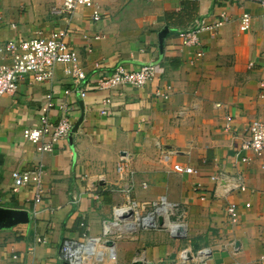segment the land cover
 Listing matches in <instances>:
<instances>
[{"label":"crops","instance_id":"obj_1","mask_svg":"<svg viewBox=\"0 0 264 264\" xmlns=\"http://www.w3.org/2000/svg\"><path fill=\"white\" fill-rule=\"evenodd\" d=\"M61 4L0 0V41L66 29V41L86 72L78 84L86 88L83 98L76 91L64 93L74 84L64 64L56 65L52 81H35L27 74L15 92L0 97V206L24 215L15 225H0V264H63L59 248L64 237H77L86 226L98 235L102 219L122 199L116 190L121 156L134 171L139 199L166 194L186 205L187 233L173 238L164 229L142 230L136 239L119 241V264H130L141 248L148 264H181V248L206 244L213 250L210 264H257L264 256V151L259 156L250 153L248 162L233 156L250 122L264 120V100L259 97L264 91V13L257 0H102L99 21L81 7L70 22L52 11ZM222 12L229 20L202 31L199 45L182 43L179 30L201 19L209 22ZM244 12L252 19L245 31L239 28ZM149 62L159 69L144 86L121 85L110 91L96 87L97 78L118 65L134 70ZM157 89L167 96L157 95ZM49 91L55 102L52 122L61 103L71 108L74 123L83 117L69 137L50 151L38 152L23 129L39 123ZM157 143L175 151L173 163L196 172L180 173L161 162ZM40 163L45 169V208L32 217V191L23 187L13 192L11 172ZM239 178L245 191L237 187ZM198 187L206 194L204 200ZM230 203L239 208L237 225L228 222ZM36 235L47 240L30 250Z\"/></svg>","mask_w":264,"mask_h":264},{"label":"built area","instance_id":"obj_2","mask_svg":"<svg viewBox=\"0 0 264 264\" xmlns=\"http://www.w3.org/2000/svg\"><path fill=\"white\" fill-rule=\"evenodd\" d=\"M102 0H62V4L53 7L56 14L66 16L70 22L72 15L78 8H86L90 11V18L99 21L102 17ZM264 13V0H257ZM229 20L225 13H220L218 17L211 21L201 19L194 26L185 30H179L178 36L186 46H196L201 43L200 33L204 30H214ZM251 15L244 12L240 16L239 28L243 31L251 27ZM66 29L50 31L47 34H40L33 37L20 38L16 40L0 41V57L8 56V61H0V97L6 93H13L17 88V82L25 75H31L35 81H52L57 64L65 65V73L74 77V84L64 90L65 94L76 91L81 98L86 95V88L78 86L80 81L86 78V72L80 65L79 57L66 37ZM96 35L95 38H99ZM201 56L202 52H197ZM158 65L154 62L144 63L134 70H128L121 65L109 75H101L96 80V87L101 91H110L117 86L130 85L141 87L149 83L158 71ZM263 85V84H262ZM157 95L167 96L159 89ZM259 97L264 100V91L259 93ZM111 101L110 97L104 100ZM55 106L52 91L45 95V102L39 111V123L35 126L25 127L23 136L27 140L37 145L38 152L50 151L53 145L61 139L69 137L74 131V120L71 108L66 103L58 105L60 110L56 122L51 121V111ZM102 114L107 113V109L101 110ZM230 127L229 117H227L226 128ZM158 156L164 164H172L173 168L180 173L196 172L190 166L180 163H173L175 151L157 143ZM264 151V120L255 119L250 122L239 145L235 148L233 156L242 162H248L251 154L259 156ZM116 172L121 181L117 187V192L121 195L120 202L112 206L110 216L104 217L101 221V231L98 235L91 234L86 226L85 230L77 237H64L60 248L59 258L63 264H119L118 263V243L123 239H136L139 232L149 229H164L173 238H183L185 233L181 232L186 226L185 211L186 205L181 201L170 200L166 194L154 197L139 199L135 194L134 171L129 160L121 156L116 163ZM45 169L40 163L34 168L16 169L11 172V190L17 192L20 188H28L32 191L31 216L37 214L45 208V194L47 190L44 186ZM213 179H218V175H213ZM142 186L147 185L143 182ZM199 186V185H198ZM237 187L240 191L246 190V185L242 178H239ZM200 191L201 200L206 198L202 188H195ZM76 200V197L74 198ZM250 206L249 202L245 203ZM228 222L237 225L240 222V212L238 205L230 203L226 208ZM84 222L81 226H84ZM46 236L36 235L34 244L29 247L33 250L38 243H44ZM213 258V250L209 244L199 247L186 245L177 254V260L181 264H210ZM142 262L148 264L145 249H138L130 264ZM257 264H264V256H261Z\"/></svg>","mask_w":264,"mask_h":264},{"label":"water","instance_id":"obj_3","mask_svg":"<svg viewBox=\"0 0 264 264\" xmlns=\"http://www.w3.org/2000/svg\"><path fill=\"white\" fill-rule=\"evenodd\" d=\"M82 117L83 116H81L80 120H78L74 124L73 131H75L78 128V125L82 120ZM23 220H24V215L21 210L0 206V225L1 226L15 225L19 222H22ZM135 264H142V262H135Z\"/></svg>","mask_w":264,"mask_h":264},{"label":"bare ground","instance_id":"obj_4","mask_svg":"<svg viewBox=\"0 0 264 264\" xmlns=\"http://www.w3.org/2000/svg\"><path fill=\"white\" fill-rule=\"evenodd\" d=\"M185 231H186V229H185V226H183V228H182L181 232L184 234V233H185Z\"/></svg>","mask_w":264,"mask_h":264},{"label":"rangeland","instance_id":"obj_5","mask_svg":"<svg viewBox=\"0 0 264 264\" xmlns=\"http://www.w3.org/2000/svg\"><path fill=\"white\" fill-rule=\"evenodd\" d=\"M185 229H186L185 233H187V228H186V226H185Z\"/></svg>","mask_w":264,"mask_h":264}]
</instances>
